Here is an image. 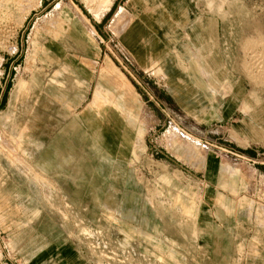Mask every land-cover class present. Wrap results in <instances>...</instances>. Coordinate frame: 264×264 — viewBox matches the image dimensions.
I'll return each mask as SVG.
<instances>
[{"label": "rangeland", "instance_id": "obj_1", "mask_svg": "<svg viewBox=\"0 0 264 264\" xmlns=\"http://www.w3.org/2000/svg\"><path fill=\"white\" fill-rule=\"evenodd\" d=\"M126 1L114 0L98 22L88 10L106 5L99 0H0V92L11 85L6 106L0 103V264H175L155 255L159 241L177 243L181 264H264V224L257 218L264 208V175L257 171L264 165V122L259 139H245L260 155L252 160L220 145L234 142L236 123L218 114L231 91L243 94L246 113L264 107V0L192 1L213 32L220 16H232L231 60L223 47L207 50L209 95L218 97L207 124L218 120L207 132L174 104L163 106L149 77L141 80L127 65L123 32L111 28L121 7L133 20ZM74 4L93 28L72 24L67 11L78 14ZM107 59L141 103L121 99L123 81L104 72ZM20 81L25 88L15 100ZM98 87L110 91L101 109L92 103ZM172 129L169 146L164 135ZM125 134L129 150L122 148ZM176 195L180 207L197 210L208 225L199 229L194 217L172 208ZM43 246L47 258L38 253Z\"/></svg>", "mask_w": 264, "mask_h": 264}, {"label": "crops", "instance_id": "obj_2", "mask_svg": "<svg viewBox=\"0 0 264 264\" xmlns=\"http://www.w3.org/2000/svg\"><path fill=\"white\" fill-rule=\"evenodd\" d=\"M192 1L193 0H127L126 2L130 3L132 7L130 10L133 14V20L126 16V9L121 7L115 14L111 28H113L114 25L115 28H113V30H115V32H123L121 34V53L125 57L128 63L127 65L135 74H143L141 76L138 75L141 80L145 81L144 77H146V75L149 77L150 80L147 81L150 82L151 89L160 103L163 104V106H165V102L174 104V106H177L189 119L194 120V124H198L204 132H207L208 125H216L215 122L218 120H213L210 124H207L208 113L218 104V97L214 94L209 95L210 86L207 80V50L210 52L211 49L220 50L219 48L223 47L224 56L227 54L225 58L226 61L231 60L234 51V43L227 39V34L230 33V29H233L231 28L232 26H229V19L232 16H220L217 22L216 32H213V30H208L207 28V16L201 12H196L193 9ZM113 2L114 0H99L98 3H106V5L99 7L97 12L88 11L96 21L100 22L110 12ZM74 6L80 15H72L71 12L67 11V16L71 17L72 24L83 28L92 27L89 19L81 12L80 8L75 4ZM103 12L104 14L101 15ZM45 18L46 16L44 19ZM38 30V26L35 27V35L38 33ZM215 36H217V38ZM215 40L217 41L216 43ZM33 44H35V40H33ZM101 52V49L98 48L97 53L99 57H101ZM219 53L221 55V52ZM214 57L216 60L215 54ZM211 61L213 62V60ZM159 71H161V76L157 74ZM104 72L108 75L109 72H114L120 76L123 81V83L119 85V88L122 90L121 99L124 100L125 103L126 101H131L133 97L141 103L142 97L137 93L135 87L131 83V86L128 84L118 68L114 66L109 59L106 60ZM225 82L227 83V81ZM24 88L25 83L22 81L15 86V93L13 96L15 100L18 98V94L23 93ZM109 92L108 90V92L105 93L102 88L98 87V90L94 93L92 103L95 105L97 104L98 108L101 109L106 105L105 103H107L105 96L109 94ZM231 93H233L232 98L230 97L231 100H222V102H220L218 114L220 116L219 120L226 121L227 125L234 122L236 123L232 125V127L235 126L233 129L235 134L233 143L235 144L224 142L220 143V145L233 150L239 155L246 156V158L257 160L260 155L257 153V150L252 149L250 144H246L247 142H245V139L251 140L260 138L258 133L260 127L258 128L257 125L261 120L264 122V118L261 117V115L264 116V107L254 108L251 112L249 111L246 113L242 110L243 108H241L242 103L239 102V100H242L243 94L241 92H236V94H234L232 91ZM8 94L9 92L6 95V102L3 104V107L7 104ZM3 96L4 92L2 90L0 92V103H2ZM167 97H169L170 100L167 101ZM5 116H9V114L7 113ZM110 131L117 133L116 127H110ZM244 131H247L249 135H244ZM144 133V129L139 130L137 142L143 140ZM175 137L176 131L173 129L167 131L164 135L169 146L175 143ZM128 140H130L128 134L123 135L122 148L124 150L130 149L131 144ZM257 145L258 144H255V146ZM160 147L163 149L159 150L161 156L169 158L168 150L163 145H160ZM248 150L253 151L255 156L246 153ZM185 152L190 153L189 150H185ZM257 171L264 175V165L258 166ZM201 177H204V175ZM175 185L177 184L175 183ZM208 196L212 201L216 199L213 194H208ZM182 201L183 199L180 195L174 196L171 207L181 209L186 217H194L195 223L199 229L205 227V224L206 226L208 225L207 221L204 223L199 217L197 210L193 212L191 208L180 207L179 205ZM218 201L228 213L234 212L231 202H221L220 199ZM240 205L241 203L239 206ZM257 218H261L262 224H264V208L257 213ZM148 238L155 242L158 240L155 234H150ZM199 239L202 241L203 236ZM253 243V250H259V242L254 239ZM163 245L162 241L157 243L155 246V255L161 260H163V257L167 256L175 264H181L173 252L177 243L170 241L169 245H171V247H164ZM38 253L41 258L49 257L46 254L47 252L44 246L40 248ZM69 258L70 263L75 262L74 255H71Z\"/></svg>", "mask_w": 264, "mask_h": 264}, {"label": "trees", "instance_id": "obj_3", "mask_svg": "<svg viewBox=\"0 0 264 264\" xmlns=\"http://www.w3.org/2000/svg\"><path fill=\"white\" fill-rule=\"evenodd\" d=\"M116 5H117V4H115V6L113 7L112 12H114V10H115V8H116ZM112 12H111V13H112ZM104 21H106V19H105ZM138 75L141 76V74H139V73H138ZM10 88H11V85L8 83V85H7V90H6V92L4 93V96H3V99H2L1 107H2L3 104L6 102V101H5V99H6V95H7V93L9 92ZM137 89H139V88L137 87ZM139 92H141L140 89H139ZM141 93H142V92H141ZM168 100H170L169 97H167V101H168ZM246 153L250 154L251 156H255L254 152L251 151V150L246 151ZM163 157H165V156H163ZM163 157H161V158H163ZM165 158H166V157H165ZM172 161H173L174 163H176L174 160H172Z\"/></svg>", "mask_w": 264, "mask_h": 264}, {"label": "bare ground", "instance_id": "obj_4", "mask_svg": "<svg viewBox=\"0 0 264 264\" xmlns=\"http://www.w3.org/2000/svg\"><path fill=\"white\" fill-rule=\"evenodd\" d=\"M105 11H106V10H105ZM101 12H102V11H101ZM101 12H100V13H101ZM103 14H104V12H103L101 15H103ZM118 24H119V23H118Z\"/></svg>", "mask_w": 264, "mask_h": 264}]
</instances>
